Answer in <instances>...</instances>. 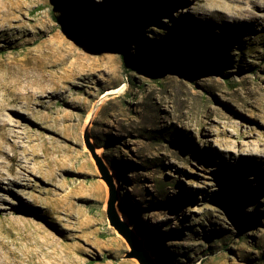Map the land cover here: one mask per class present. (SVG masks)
I'll return each instance as SVG.
<instances>
[{"label":"rangeland","instance_id":"rangeland-1","mask_svg":"<svg viewBox=\"0 0 264 264\" xmlns=\"http://www.w3.org/2000/svg\"><path fill=\"white\" fill-rule=\"evenodd\" d=\"M261 1L0 0V264H136L84 148L98 101L87 130L152 264H264V4L224 16ZM59 22L93 47L134 24L126 64Z\"/></svg>","mask_w":264,"mask_h":264},{"label":"water","instance_id":"water-1","mask_svg":"<svg viewBox=\"0 0 264 264\" xmlns=\"http://www.w3.org/2000/svg\"><path fill=\"white\" fill-rule=\"evenodd\" d=\"M99 103L100 102L98 101V103L90 112L82 135L84 148L89 152V155L99 174V179L105 183L107 188V196L104 202L106 220L108 225L115 230L116 234L124 240L126 246L128 247L129 250L126 253L125 258H130L134 260L136 264H152L151 259L147 255V252L141 247L140 240L125 224L124 220L122 219L121 215L117 210L116 197L113 188V182L110 178V171L107 165L105 164L103 158L100 156L99 150L92 143L87 130Z\"/></svg>","mask_w":264,"mask_h":264},{"label":"bare ground","instance_id":"bare-ground-1","mask_svg":"<svg viewBox=\"0 0 264 264\" xmlns=\"http://www.w3.org/2000/svg\"><path fill=\"white\" fill-rule=\"evenodd\" d=\"M263 4H264V0H262L260 3H257V2H251V7L250 8H247L246 6H241V5H238V6H233L230 10L228 9L225 13H224V16L225 17H230L232 18L233 20L234 19H242V20H251V15L253 14V10H256V9H259V8H262L263 7ZM222 21H225V19H222ZM28 107V106H27ZM26 108V107H25ZM29 109V108H27ZM31 113H29L30 115ZM28 115V118H26V120L28 121H31L32 120H38V117L36 116V114L32 113L30 116ZM20 117V116H19ZM20 119H24V118H20ZM19 119V120H20ZM25 120V121H26ZM14 121V120H13ZM15 122V121H14ZM14 124V123H12ZM27 123H22V122H19V123H15L14 125H12L13 129L14 128H20L22 126H26ZM12 130V129H11ZM17 130V129H16ZM16 130H12L11 132L13 133V137L15 138V136L17 135V132ZM10 134V133H9ZM17 137V136H16ZM15 158V157H14ZM17 168H18V172H20V174L23 172H27V170H33L29 165H28V162L26 161H19L17 159H14V163H13ZM17 172V173H18ZM16 173V174H17ZM19 175V174H18ZM23 181L22 185L26 186L28 185V182H29V179L27 178V176H23V178L21 179ZM9 185H16L18 184L17 181H15V179H10L9 180ZM9 189V188H7Z\"/></svg>","mask_w":264,"mask_h":264},{"label":"trees","instance_id":"trees-1","mask_svg":"<svg viewBox=\"0 0 264 264\" xmlns=\"http://www.w3.org/2000/svg\"><path fill=\"white\" fill-rule=\"evenodd\" d=\"M55 20L56 17H55ZM147 19H145L146 21ZM59 26L61 28V30L63 31V33L71 40L75 41L76 43L85 46L87 49L95 51V52H99L102 51L108 47H113L114 49L117 50V52L119 53V56L122 60V63L125 65V56L127 54L126 49H123V47L120 45L119 41H118V37H120V33L121 31H123L124 29H128V28H132L134 26V24H125L124 28L119 29V31L116 34H113L111 37V40L107 43H103L99 46L93 47L91 45H88L86 42H84L83 40H81L79 37H77L75 34H73L72 32H70V30L65 27L61 22H59ZM171 63L173 61H170ZM170 63V64H171Z\"/></svg>","mask_w":264,"mask_h":264}]
</instances>
